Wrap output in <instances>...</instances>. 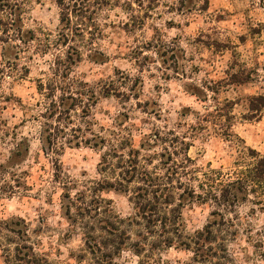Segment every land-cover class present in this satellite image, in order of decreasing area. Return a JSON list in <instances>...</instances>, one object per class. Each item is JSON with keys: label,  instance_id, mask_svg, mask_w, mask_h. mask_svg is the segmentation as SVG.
<instances>
[{"label": "clouds", "instance_id": "obj_1", "mask_svg": "<svg viewBox=\"0 0 264 264\" xmlns=\"http://www.w3.org/2000/svg\"><path fill=\"white\" fill-rule=\"evenodd\" d=\"M0 264H264V0H0Z\"/></svg>", "mask_w": 264, "mask_h": 264}]
</instances>
